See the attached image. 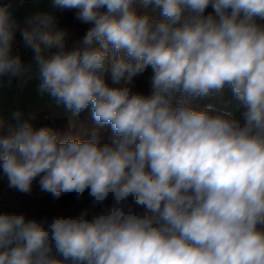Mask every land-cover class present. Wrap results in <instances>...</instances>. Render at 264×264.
<instances>
[{"label": "clouds", "instance_id": "obj_1", "mask_svg": "<svg viewBox=\"0 0 264 264\" xmlns=\"http://www.w3.org/2000/svg\"><path fill=\"white\" fill-rule=\"evenodd\" d=\"M27 2L0 0V88L35 79L98 127L81 139L0 114L10 189L89 201L0 212V264H264V0H51L90 25L70 48L51 12L17 15Z\"/></svg>", "mask_w": 264, "mask_h": 264}, {"label": "crops", "instance_id": "obj_2", "mask_svg": "<svg viewBox=\"0 0 264 264\" xmlns=\"http://www.w3.org/2000/svg\"><path fill=\"white\" fill-rule=\"evenodd\" d=\"M36 11H48L57 18V9L51 6V0H40L39 4H33L31 0H28L24 7L18 11L17 15L23 19L25 15ZM52 31L56 32L61 30L54 28ZM31 59L32 57L23 58L22 60L25 63H29L31 62ZM141 76L142 79L147 81L149 87L148 78L150 76V70ZM37 84L38 81L33 79L23 88L16 87L15 85L11 88H0V114L10 118L13 111L21 110L24 113L23 118L30 119L34 117L39 110L44 109L51 117L65 114L67 121L70 124L75 117H72L70 113H67L62 106H57L47 95L41 96L37 92ZM208 102L209 101L205 100L200 103L201 106H203ZM0 183V212H23L26 213L29 218H38L37 212L39 199L46 194L40 190L38 182H33L31 193H20L8 187L7 179L3 177L2 170H0ZM88 204L89 201L86 197L83 202H78L73 196L60 208V212L65 214H77Z\"/></svg>", "mask_w": 264, "mask_h": 264}, {"label": "trees", "instance_id": "obj_3", "mask_svg": "<svg viewBox=\"0 0 264 264\" xmlns=\"http://www.w3.org/2000/svg\"><path fill=\"white\" fill-rule=\"evenodd\" d=\"M139 11L142 13L143 9H139ZM89 27L90 25L82 24L75 19L74 11L57 9L55 28L60 29L64 33L66 47L70 48L76 40L82 38ZM54 50L55 49H53V51ZM141 77L142 76H138L134 79L133 89L147 94L149 90L147 81ZM28 120H30L34 128L49 127L57 131L61 136L69 135L81 139L89 138L92 131L96 130L98 127L92 120L90 109L82 111L74 118L71 124L68 123L65 114L51 117L44 109L39 110L34 117ZM99 131L102 136V142H107L108 137L111 134L110 129L105 127L99 129ZM72 197L73 195L70 194L62 197L59 201H53L51 195L46 193L39 199L37 217L41 218L45 215L51 216L61 213L60 208Z\"/></svg>", "mask_w": 264, "mask_h": 264}, {"label": "built area", "instance_id": "obj_4", "mask_svg": "<svg viewBox=\"0 0 264 264\" xmlns=\"http://www.w3.org/2000/svg\"><path fill=\"white\" fill-rule=\"evenodd\" d=\"M13 54H19L22 59L25 57H31L33 55L31 49L25 47L22 37L18 32L13 43Z\"/></svg>", "mask_w": 264, "mask_h": 264}, {"label": "rangeland", "instance_id": "obj_5", "mask_svg": "<svg viewBox=\"0 0 264 264\" xmlns=\"http://www.w3.org/2000/svg\"><path fill=\"white\" fill-rule=\"evenodd\" d=\"M73 122V120L70 122V124Z\"/></svg>", "mask_w": 264, "mask_h": 264}]
</instances>
